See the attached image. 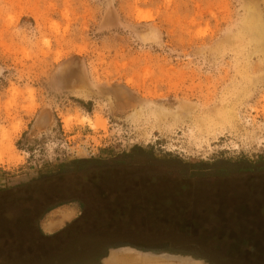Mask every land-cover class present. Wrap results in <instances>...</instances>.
Wrapping results in <instances>:
<instances>
[{"label": "rangeland", "instance_id": "rangeland-1", "mask_svg": "<svg viewBox=\"0 0 264 264\" xmlns=\"http://www.w3.org/2000/svg\"><path fill=\"white\" fill-rule=\"evenodd\" d=\"M97 174L132 204L117 243L93 229L113 216ZM30 182L27 207L75 201L43 214L58 237L25 264H264V0H0V210L17 211L0 231L34 253Z\"/></svg>", "mask_w": 264, "mask_h": 264}, {"label": "trees", "instance_id": "trees-1", "mask_svg": "<svg viewBox=\"0 0 264 264\" xmlns=\"http://www.w3.org/2000/svg\"><path fill=\"white\" fill-rule=\"evenodd\" d=\"M120 161H122V159L118 158V159H113L110 162H99V161H75V162H70L68 163L69 165H78L79 167H85L88 165H94L96 167H98V169L108 165V164H116L119 163ZM65 166L68 165H60L56 168V170L54 171H49L48 173H45L44 175H39V177L36 180H43L46 183H50L51 180L54 179L55 176H60L63 175V171ZM34 182V181H32ZM32 182L28 183V184H24V191H23V203L25 204L22 207H24L22 212V215L24 217V222H25V226H27L28 231L30 233L31 236V240L32 243H34L35 245V249L36 252L34 251V253L31 251L30 247H29V243H24L21 242V240L19 241L14 233V229L15 227L12 225V223L14 222H9L11 223V225L9 227H7L6 230L4 231H0V233L4 234L2 236H0V258H2V261L4 262L3 264H25V259H29L31 258L30 255H32L33 259H41L45 255L44 253H42V250L44 248V243H47L49 241L54 240L56 237H58V235H53V236H48L46 237L44 234H42L41 230L38 228L37 224L39 222V220L42 218L43 214L48 212L49 210L53 209L54 207H57L63 203H69L72 201H75V198L70 197L69 199H63L62 197H60L61 199H56L58 201H56L54 204H43V203H36L33 204L31 206L26 205L27 201L29 198L27 195L28 191L31 189V186L33 185ZM86 186L87 187H95V189H97V193H96V201H99V203H97V205L100 204V206H103L102 204H104L103 202H105V207L102 210H106L109 211V213H112L113 216H107V217H99L96 221V225L95 228L93 227H87L90 229V231L94 232L92 230V228L98 232H100L101 234L103 232L107 233L109 235V237L112 238V242H118V238L117 237H122V234L125 230L127 229H132V230H136L134 229L133 224L131 223V221L127 218H122L120 215L126 213L127 208H131L130 203H121V201L118 199V195L117 193H113L112 195L108 193L107 189H105L106 191L102 190V186L104 185V182L100 176V174H97V176L89 179V177H87V181ZM27 188V189H26ZM26 189V190H25ZM18 191V190H17ZM102 191V192H101ZM1 193H4V196H8V200L11 201L12 200V195H15L14 193L16 192H7V191H0ZM7 193V194H5ZM68 194V193H67ZM11 195V196H10ZM118 196V197H117ZM81 207H84V203L80 200H78ZM12 202V201H11ZM26 207V208H25ZM92 206L85 201V224H90L92 225V217L90 211ZM0 212L4 213V216H9L14 218V215L17 213V211H13L12 209H8L7 206L4 208V210H0ZM11 218V219H12ZM80 219H83L82 216ZM79 219V220H80ZM181 222V223H180ZM144 223L148 224L150 227L152 226H158V225H163L166 228H169L167 224H169L170 226L173 225L172 221H168V220H163V219H159V220H150ZM181 226V230L184 231H191L193 230L194 227H197L198 230L205 232L206 234L210 231V226L207 224H204V222L202 221H197V220H192V221H179L178 222ZM228 225V224H226ZM226 228H230L229 225ZM71 227H67L66 229L62 230L60 232L59 235H67V233L71 232ZM96 233V232H95ZM28 246V247H26ZM21 249V251L19 250V255L20 256H14L13 253H11V249ZM10 252V253H9Z\"/></svg>", "mask_w": 264, "mask_h": 264}, {"label": "bare ground", "instance_id": "bare-ground-1", "mask_svg": "<svg viewBox=\"0 0 264 264\" xmlns=\"http://www.w3.org/2000/svg\"><path fill=\"white\" fill-rule=\"evenodd\" d=\"M127 252H128V251H127ZM127 252L125 251L124 253L128 254ZM121 253H122V251H121ZM130 254H131V253H130ZM122 255H123V253H122ZM124 255H125V254H124ZM133 255H134V254H133ZM134 256H135V255H134ZM111 257H112V259L115 258L114 256H111ZM127 257H128V256H127ZM131 257H133V256H131ZM136 258L139 259L140 256H139V258H138V256H136ZM120 259L122 260V257H121ZM123 259H124V258H123ZM127 259H130V258H127ZM132 259L134 260V257L131 258L130 260H132ZM137 259L134 260V261H138V262H139V261H140V262L142 261V260H141L142 258H141L140 260H137ZM125 260H126V258L124 259V261L122 260L121 263H122V264H123V263L126 264V261H125ZM130 260H129V263L131 264L133 261L130 262ZM118 261H119V260H118V258H117V264H118ZM143 261H144V260H143ZM119 262H120V261H119ZM144 262H145V261H144ZM127 263H128V260H127ZM129 263H128V264H129ZM145 263H146V262H145ZM119 264H120V263H119ZM132 264H136V262H133Z\"/></svg>", "mask_w": 264, "mask_h": 264}]
</instances>
